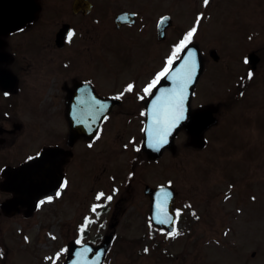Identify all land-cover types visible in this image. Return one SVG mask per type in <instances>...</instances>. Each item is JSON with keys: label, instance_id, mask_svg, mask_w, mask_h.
<instances>
[{"label": "rangeland", "instance_id": "obj_1", "mask_svg": "<svg viewBox=\"0 0 264 264\" xmlns=\"http://www.w3.org/2000/svg\"><path fill=\"white\" fill-rule=\"evenodd\" d=\"M101 1H107L109 25L120 9L138 12L139 22L145 25L164 14L172 18L166 40H155L160 73L169 66L172 45L181 44L179 35L196 29L193 34L205 57L198 86L202 90L197 91L191 108L199 105L197 101L201 106H217V123L203 132L200 146L191 144L181 130L173 148L165 150L157 162H147L142 155L144 161L133 165L138 178L135 195L124 205L121 191L131 158L136 156L134 144L140 145L141 126L137 119L116 111L91 146L78 143L72 205H50L28 230L17 221L2 224L7 231L0 236V264H62L66 245L75 239L76 224L85 227L77 231V240L97 241L115 220L118 227L107 264H264V0ZM197 15L201 17L196 23ZM149 28L154 30V26ZM132 29L117 31V35L111 32L98 53H92L103 63H95L93 70L83 68L81 73L99 75L106 91L134 78L135 60L144 58L150 42L143 39V31ZM127 35L136 40H126ZM211 49L219 55L216 62L209 57ZM253 52L259 61L252 69L246 61ZM119 168L120 176L112 182L108 176ZM92 182L96 190L106 193L114 185L121 188L113 202L107 203L110 213L103 212L101 217L99 200L93 192L88 194ZM145 183L172 185L178 194L176 207L181 215L190 214L182 216L175 236H147ZM137 206L136 216L123 218ZM57 210L62 216L56 215ZM84 215L88 217L82 219Z\"/></svg>", "mask_w": 264, "mask_h": 264}, {"label": "flooded vegetation", "instance_id": "obj_2", "mask_svg": "<svg viewBox=\"0 0 264 264\" xmlns=\"http://www.w3.org/2000/svg\"><path fill=\"white\" fill-rule=\"evenodd\" d=\"M99 1L0 0V236L7 231L2 228L3 223H25L23 228L28 230L31 223L43 216L50 205H58V208L61 205H72L70 200L75 199V195L71 187L77 184L78 143L83 141L88 146L93 140L87 141L80 137L73 143H68L71 132L67 119L68 110L71 111L69 119L73 125H76L78 111L86 112L80 114L81 124L84 125L87 124L90 114L88 110L94 107V95L110 100L111 107L100 125L98 134L102 133L111 115L118 110L122 116L137 119L139 127L145 121V106L157 84V58L154 52L157 20L145 25V22H139L138 12L120 9L117 13H134L136 21L134 24L125 23L117 28L114 23L117 13L112 19L113 24L109 25L107 1ZM149 26H154L155 31ZM132 28L144 32L143 39L150 42V48L145 52L144 58L135 60L134 78L106 91V84L99 75L93 78L92 75L81 73V70H93L95 63L103 61L101 58L92 57V53H98L101 44L110 39L111 32L117 35V31L133 30ZM187 33H181L184 40ZM115 35L114 39L117 40ZM125 39L136 40L131 35L125 36ZM196 39L193 34L190 40L185 42L186 45H194L197 48L203 61L205 55ZM200 79L201 75L189 102V109L193 111L205 107L197 101L199 105L191 108L197 91L202 90L198 87ZM153 81L156 83L146 93L145 89L152 85ZM129 85L132 86L131 91H128ZM113 99L117 103H114ZM96 104L100 108L104 107ZM92 120L93 115L88 124ZM140 134L141 140V131ZM139 148L134 144L133 151L136 156L131 158L130 172L128 171L124 178L122 191L119 186L114 185L113 188L111 185L112 191L106 193L103 189L96 190L97 184L91 183L88 194L93 192L95 196L97 192H101L105 198V201L102 198L100 200V217L103 212L110 213V203H107L113 202L118 192L121 191L122 200L125 202H120L125 203L124 205L134 197V187L137 185L135 182L138 178L133 171V165L139 164L142 151V148ZM114 172L115 170L108 176L112 182L120 176V168L115 174ZM46 180L52 183L46 184ZM143 185L145 195L148 184ZM47 190H55L54 195L46 197ZM109 196L111 200L108 199ZM107 199L109 201H106ZM4 204L6 205L2 206ZM88 206L91 207L90 203ZM138 206L128 210L123 218L136 216ZM56 215L62 216V211L57 210ZM84 217L88 216L84 215L82 219ZM144 217L145 226L149 230L148 208ZM9 227L10 225L6 229ZM117 227L118 221L115 220L108 230L107 234L111 233L113 239ZM76 231L77 224L75 236ZM93 242L94 240L91 241Z\"/></svg>", "mask_w": 264, "mask_h": 264}, {"label": "water", "instance_id": "obj_3", "mask_svg": "<svg viewBox=\"0 0 264 264\" xmlns=\"http://www.w3.org/2000/svg\"><path fill=\"white\" fill-rule=\"evenodd\" d=\"M123 19H117V23L121 22ZM169 24L168 17H164L159 21L158 24V39H160L163 34L164 29ZM211 56L214 59H217L216 53L214 51L211 52ZM192 53L189 50H186V53L181 57L179 62L172 68V70L165 76L164 80L159 85L154 97L153 101L149 105L150 111L147 113V122L144 129V139H143V150L147 153L148 157L156 159L160 156L161 152L171 145L172 138L181 126H185L188 133L197 137L200 133L210 124L215 122V119L212 117L211 110H202L194 113L187 112L188 106V98L190 91L193 88V85L198 77L201 66L200 62H198L197 58H191ZM250 58H256L254 55L250 56ZM255 60L253 61V63ZM193 65L194 71L192 73L191 82L187 84V87L184 90V100H183V108L185 114L184 118L180 120L175 127L168 132L166 139L167 143H159L158 144V130L162 133L164 125L156 124L154 122V106L158 110H163V107L170 103L175 96V93L179 91V81L176 79L177 73L183 68L185 64ZM187 113V115H186ZM71 111L67 112V119L69 121V125L71 128V132L69 134V144L72 143L80 134H86L88 137H91L92 130L95 133V128L97 126L94 125L91 131L86 132L82 129V117L79 114L77 116L76 125H73L70 121ZM75 117V115H74ZM72 117V118H74ZM84 119V118H83ZM84 121V120H83ZM89 129V128H88ZM200 142L197 141V144ZM47 175V172L45 173ZM48 183V180L46 181ZM173 191V190H172ZM170 189L166 187H157V188H148L146 187L145 193L149 196L151 205H150V215L151 222L158 226L163 227V223L160 221L164 220V216H170L169 213H172V203L173 200L171 195H169ZM167 195V199H164V195ZM168 219V218H167ZM170 219H168V222ZM110 236L105 237L104 241L98 247H90L87 244H83L80 246H76L71 244L69 246V250L66 256L65 264H100L101 260L105 254V251L109 245ZM86 257V258H85Z\"/></svg>", "mask_w": 264, "mask_h": 264}, {"label": "snow or ice", "instance_id": "obj_4", "mask_svg": "<svg viewBox=\"0 0 264 264\" xmlns=\"http://www.w3.org/2000/svg\"><path fill=\"white\" fill-rule=\"evenodd\" d=\"M208 3V0H205V4ZM196 31L195 28L190 31L187 36L185 37V41L190 40L191 36L193 33ZM185 41H182L180 46L176 49V52H179L184 46H185ZM247 62V61H246ZM168 64H172V60L170 59L168 61ZM194 71V64L193 65H188L187 63L183 66V68L177 73L176 79L179 81V91L175 93L174 99L170 102L167 103L164 107L163 110H158L154 106V122L156 124H163L164 128L162 133L158 130L157 135H158V144L159 143H167L166 136L168 132L171 131L173 127L176 126V124L184 118L183 112V100H184V90L187 87V84L191 82L192 78V73ZM168 72V69L165 68L163 72H161L157 76V80L160 79V77L164 76ZM156 81H153L152 85H149L148 88L145 89V92H149L150 88L154 86ZM132 86H128V91H131ZM102 195V194H101ZM97 199H100V196H97ZM109 200H111V196L108 197ZM164 199H167V195H164ZM95 210V208L93 209ZM161 223H167L168 219H164L160 221Z\"/></svg>", "mask_w": 264, "mask_h": 264}]
</instances>
